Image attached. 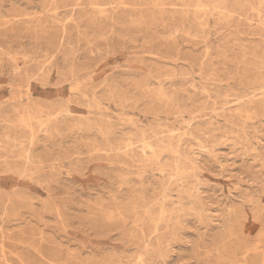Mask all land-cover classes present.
Listing matches in <instances>:
<instances>
[{
	"label": "rangeland",
	"instance_id": "obj_1",
	"mask_svg": "<svg viewBox=\"0 0 264 264\" xmlns=\"http://www.w3.org/2000/svg\"><path fill=\"white\" fill-rule=\"evenodd\" d=\"M0 264H264V0H0Z\"/></svg>",
	"mask_w": 264,
	"mask_h": 264
},
{
	"label": "bare ground",
	"instance_id": "obj_2",
	"mask_svg": "<svg viewBox=\"0 0 264 264\" xmlns=\"http://www.w3.org/2000/svg\"><path fill=\"white\" fill-rule=\"evenodd\" d=\"M198 1H199V0H198ZM220 1H221V0H220ZM157 2H158V0H157ZM197 3H198V2H197ZM197 3H196V4H197ZM220 3H221V2H220ZM198 4H199V3H198ZM218 4H219V3H218ZM199 6H200V4H199ZM201 6H202V5H201ZM194 7H195V6H194ZM200 8H201V7H200ZM219 12H220V11H219ZM249 118H250V117H249Z\"/></svg>",
	"mask_w": 264,
	"mask_h": 264
}]
</instances>
